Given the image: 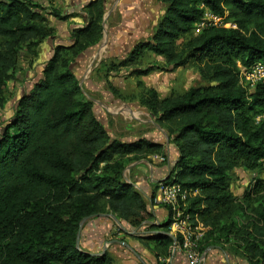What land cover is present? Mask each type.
Instances as JSON below:
<instances>
[{
    "label": "trees",
    "instance_id": "16d2710c",
    "mask_svg": "<svg viewBox=\"0 0 264 264\" xmlns=\"http://www.w3.org/2000/svg\"><path fill=\"white\" fill-rule=\"evenodd\" d=\"M159 1L163 15L126 59L138 62L149 50L167 69L194 62L210 80L164 99L149 89L145 106L170 123L169 141L178 152L160 182L197 191L188 196L187 210L211 215L233 200L230 171L264 170V85L248 89L240 78V67L264 62V0ZM99 3L91 0L85 6L88 22L71 30L75 40L66 50L75 57L102 37ZM201 5L235 27L208 26L195 34ZM47 15L37 0H0V264H112L107 252L91 254L76 246L82 220L108 211L136 228L143 224L147 234L137 239L153 245L155 264H167L173 243L168 219L152 222L144 195L123 180L121 161L128 155L164 157V146L143 138L121 142L107 132L92 101L83 97L71 63L58 54L65 46H56L37 80L6 108L5 80L15 68V54L20 45L31 48L50 35ZM156 188L155 183L150 204ZM263 189L264 179L256 180L246 196ZM255 212L260 238L246 248L248 264L264 261V196Z\"/></svg>",
    "mask_w": 264,
    "mask_h": 264
},
{
    "label": "rangeland",
    "instance_id": "374dc122",
    "mask_svg": "<svg viewBox=\"0 0 264 264\" xmlns=\"http://www.w3.org/2000/svg\"><path fill=\"white\" fill-rule=\"evenodd\" d=\"M74 1L77 3V0ZM79 1L78 7L82 5L83 1L90 2L91 0ZM99 1L101 5L103 0ZM37 2L49 13L44 24L51 28L52 32L36 46L28 48L27 45H20L18 48L15 54L13 73H8L5 80L6 108L13 105L19 93L30 88L41 75L46 61L57 51L56 43L65 46L64 49L58 50V54L66 57L71 64L73 63V71L81 84L83 97L96 99L93 102V111L96 117L105 125L107 132L121 142L126 141L124 137H129L126 133H129L128 135L133 138L139 133V131L137 132L138 129L147 125L158 130H164L168 139L171 136V132L169 133L170 123L159 120L160 115L158 113L152 114L151 110L145 106L147 98H150L149 89L155 90L158 97L164 99L183 94L191 86L197 88L211 83L194 62L177 69H167L162 64L163 58L161 56L147 50L144 51L138 62L128 63L126 58L129 57L134 43L148 39L151 30L155 28L156 23L164 13L165 5L159 0L154 2L157 7L155 23L151 21L152 23H148L145 29L136 30L133 33L124 31L122 29L124 25L117 28L121 22L120 15L116 17L112 15L110 21L106 8L104 17L103 15L102 18L100 17L102 37L98 44L76 57L75 54L69 53L66 48L75 40L73 32L70 31L71 27L82 28L88 22V17L83 20L85 11L77 9L78 13L74 14L70 0H37ZM64 16H67V19L64 20L67 25L60 29L59 18ZM82 39L83 37H81ZM185 39L184 36L178 42L180 43ZM100 47L105 50L101 51V55H95ZM121 59L123 61L120 62ZM146 68L150 69L148 74L144 76L138 74L140 70ZM101 79H104L106 84ZM10 114L9 112L5 116ZM133 120H138L135 127H132ZM170 143L175 146L174 142ZM155 155L150 154L139 158L135 155L123 157L121 160L124 165L123 180L138 186L139 183L135 178L139 176L144 182L151 183L154 187L156 182L162 180L161 176L167 172V168L169 172L172 169L170 168L172 159L167 160L166 154L162 160L156 159ZM228 176L229 191L233 195V200L224 208H216L211 215L198 214L196 216L197 223L205 229L204 240L200 242L201 250L206 251V258L202 264H248L246 248L251 242L260 238L255 232V225L260 224L255 211L262 205L264 189L255 196L250 195L249 198L246 196V192L256 180L264 179V170L234 168ZM149 178L154 179L155 182H150ZM143 195L149 205L150 212H152L150 205H156L159 211L161 208L168 209L163 204H155L154 202L150 204V192L148 194L144 192ZM98 215H104L102 221L110 227L107 234H103L104 242L115 238L127 242L132 247L130 241H136V236L144 234V232L147 234L143 224L136 228L110 211L95 216ZM213 215L215 216L211 218ZM85 219H83L84 222L82 221V226L85 224ZM156 220L158 222L165 221L164 218H161L160 213L154 215L152 222L155 223ZM124 231L130 232L131 235ZM148 242L153 244L151 241ZM140 243L143 249L140 251L134 249L143 258L138 260L133 258L134 254L131 250L121 244H106L104 250L101 246L96 250L98 254L107 252L112 258V264H120L122 259L134 260L136 264H155L153 245L147 247L142 242ZM172 254L171 251L168 262L173 257ZM180 254L184 257L182 253ZM123 255L124 257H122ZM169 264L175 263L171 261ZM260 264H264V261H260Z\"/></svg>",
    "mask_w": 264,
    "mask_h": 264
},
{
    "label": "crops",
    "instance_id": "0c3cea01",
    "mask_svg": "<svg viewBox=\"0 0 264 264\" xmlns=\"http://www.w3.org/2000/svg\"><path fill=\"white\" fill-rule=\"evenodd\" d=\"M70 1H71V8L73 9L72 12L74 14L78 13L77 9H79L81 11H85V6L89 3V2L83 1L82 5H80L78 7L79 2H80L79 0H77V3L74 0L73 1L70 0ZM155 1L156 0H103V17L105 15V11L107 8L106 13H107L110 21L112 20V15L114 17L120 15L121 22L117 26V28H120L119 27L120 25H124L122 29H124V31H126L128 33H133L136 30L141 31V30L145 29V27L147 26L148 23H152V22L155 23V21L157 19V14H156L157 7H156V4H154ZM153 4H154V6H153ZM152 6L154 7V9L152 8ZM79 13H81V12H79ZM83 14L85 15V17H83V20H86V18H87L86 12ZM66 25L67 24L64 21L59 20L60 29L62 26H63L62 28H64ZM72 29H73V27H71V30ZM137 43H134V45L132 46V50ZM96 44H98V42L91 45V46H88L83 51H81L77 56H80L84 51L95 47ZM103 50H105V49H103V47H100L99 51L96 52L95 55H101V51H103ZM147 51H149V50H147ZM143 53H142V55H143ZM142 55L140 56L139 60L141 59ZM120 61H123V60L121 59ZM70 69H71L72 73L77 78L76 73H74V71H73V63L70 64ZM101 80L104 82V84H106L104 79H101ZM79 84H80V82H79ZM116 88H118V86H116ZM108 92L111 93V91H109V90H108ZM87 99L91 100L92 103L94 101H96V99L94 97H91V98L88 97ZM99 121L101 122V120H99ZM132 123H133L132 127H135L138 123V120H136V121L133 120ZM101 124L106 129L105 125L102 122H101ZM138 131H139V133H137L136 136H134L133 138L130 135H128L129 133H126L127 136H129V137H124V139H126L125 142H133V141H136V140L143 138V139H146L152 143L162 144L164 146V152L166 154L167 160L170 161L172 159L171 164H170V168H172L175 161H176L178 152H177L176 147L169 142V139H168L166 132L164 130L155 129V127H150L149 125L141 128V129H138L137 132ZM124 139H122V140L124 141ZM155 158L159 159V160L164 159V157H162L161 155H155ZM168 174H169V170L167 168V172L164 173L163 176H161V179L163 180L164 178H166L168 176ZM149 175L151 177V173ZM135 179L137 180V182L139 184H138V186H134V187L136 189L140 190V192L142 194H144V192L148 194L149 192L152 191L151 189H153V187H152L151 183L148 184L147 182H144L141 179V177H139V176H137ZM149 181L155 182V180L152 178H149ZM150 206L152 207V212L154 215H156V214L158 215V213H160L161 218H164L165 221L167 220L168 211L166 208L165 209L161 208V211H159L156 205H150ZM102 217H104V215L92 216V217L88 218L87 220L85 219V224H83V226H82V223L84 221L81 223V227H80L81 231L79 234V241H78L79 249H81L82 251H86L88 253L98 254L96 249L99 248L100 246L104 250L106 244H109V245L121 244V245L125 246L126 248H128L129 250H131V252L134 254L133 258H136L137 260L141 259L142 256L139 255L134 250V249H137L138 251H140V249H143L142 244L137 239L134 242L130 241V245H132V247H130L127 242L120 241V240H117L115 238H113L112 240H109V241H105V242L103 241L104 240L103 234L104 233L107 234L110 227H108L107 224L102 221ZM155 223L159 224L162 222H158L156 220ZM124 232H126V231H124ZM126 233L131 235L130 232H126ZM124 255L122 257H124ZM172 255H173V257H171L169 260L170 263H171V261H174L175 264H189L184 259V257L180 254V252H175ZM168 259L166 261L167 264H169ZM120 264H136V262L134 260H130V259H126V260L122 259L120 261Z\"/></svg>",
    "mask_w": 264,
    "mask_h": 264
},
{
    "label": "built area",
    "instance_id": "2783aa9c",
    "mask_svg": "<svg viewBox=\"0 0 264 264\" xmlns=\"http://www.w3.org/2000/svg\"><path fill=\"white\" fill-rule=\"evenodd\" d=\"M203 15L195 24L194 33H199L208 26L235 27V24L226 21L223 16L215 14L207 7L201 5ZM241 82L246 88L251 89L255 84L264 85V62L259 61L248 68L240 67ZM154 192L155 204H163L168 209V235L173 237L170 252H180L189 264H202L206 258V251L200 249V242L205 236V229L197 223L196 216L187 210L188 196L197 191L181 188L178 183L156 182ZM178 234L179 238L174 235Z\"/></svg>",
    "mask_w": 264,
    "mask_h": 264
},
{
    "label": "water",
    "instance_id": "95a60500",
    "mask_svg": "<svg viewBox=\"0 0 264 264\" xmlns=\"http://www.w3.org/2000/svg\"><path fill=\"white\" fill-rule=\"evenodd\" d=\"M151 194H152V191L150 192ZM87 218H89V217H87ZM86 218V219H87ZM83 221V220H82ZM82 223V222H81ZM81 223H80V227H81ZM80 227H79V229H78V232H77V238H76V246L78 247V241H79V234H80V231H81V229H80ZM102 253H104V252H102ZM101 253V254H102ZM91 254H93V253H91Z\"/></svg>",
    "mask_w": 264,
    "mask_h": 264
},
{
    "label": "flooded vegetation",
    "instance_id": "af4514ba",
    "mask_svg": "<svg viewBox=\"0 0 264 264\" xmlns=\"http://www.w3.org/2000/svg\"><path fill=\"white\" fill-rule=\"evenodd\" d=\"M58 44L56 43V45L55 46H57Z\"/></svg>",
    "mask_w": 264,
    "mask_h": 264
}]
</instances>
